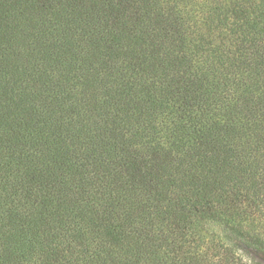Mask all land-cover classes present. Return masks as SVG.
Instances as JSON below:
<instances>
[{
  "label": "trees",
  "instance_id": "obj_1",
  "mask_svg": "<svg viewBox=\"0 0 264 264\" xmlns=\"http://www.w3.org/2000/svg\"><path fill=\"white\" fill-rule=\"evenodd\" d=\"M0 264H264V0H0Z\"/></svg>",
  "mask_w": 264,
  "mask_h": 264
}]
</instances>
